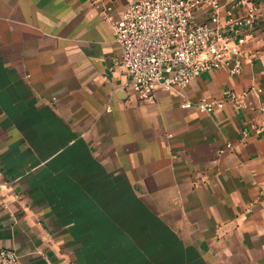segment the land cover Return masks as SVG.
<instances>
[{
  "label": "crops",
  "instance_id": "obj_1",
  "mask_svg": "<svg viewBox=\"0 0 264 264\" xmlns=\"http://www.w3.org/2000/svg\"><path fill=\"white\" fill-rule=\"evenodd\" d=\"M257 57L140 104L126 0H0V247L18 264H264V0ZM240 95L211 114L184 101Z\"/></svg>",
  "mask_w": 264,
  "mask_h": 264
},
{
  "label": "built area",
  "instance_id": "obj_2",
  "mask_svg": "<svg viewBox=\"0 0 264 264\" xmlns=\"http://www.w3.org/2000/svg\"><path fill=\"white\" fill-rule=\"evenodd\" d=\"M260 16L257 0H126L113 26L121 49L114 65L126 77L121 89L144 104L157 90L177 92L204 72L224 67L238 75L257 57L251 42ZM248 92L226 90L222 100L180 106L211 114L224 100L240 106ZM0 264H18V255L0 247Z\"/></svg>",
  "mask_w": 264,
  "mask_h": 264
}]
</instances>
